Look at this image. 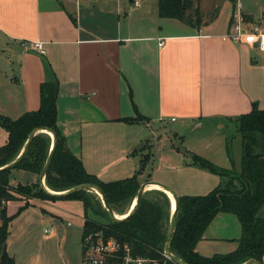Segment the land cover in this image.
Segmentation results:
<instances>
[{"label": "crops", "instance_id": "0c3cea01", "mask_svg": "<svg viewBox=\"0 0 264 264\" xmlns=\"http://www.w3.org/2000/svg\"><path fill=\"white\" fill-rule=\"evenodd\" d=\"M139 1L134 8L131 0H0V116L16 120L37 111L40 84L54 77L58 130L88 174L102 182L134 176L137 152L147 143L151 164L138 175L141 184L168 185L177 196L206 195L227 180L191 165L185 152L238 171L239 148L233 149L231 161L227 139L218 130L212 138L182 134L191 126L192 132L202 129L203 122L235 120L253 104L264 110V53L255 56V46L229 37L234 14L227 9L230 0H207V7L191 0L200 12L212 5L214 13L223 10L202 15L201 24L190 28L160 18L157 0ZM34 42L42 43L44 55L32 49ZM137 116L145 121H124ZM166 125L189 150L172 144L164 150ZM7 139L0 126V147ZM38 179L35 173L12 169L8 183L34 185ZM24 204L8 201L5 208L13 218L5 247L14 264V225L30 210L39 209L41 218L46 215L54 222L68 221V228L71 218L78 220L81 239V202L31 199L19 213ZM50 229L44 239L60 237L61 226ZM239 237L237 218L219 213L195 250L204 257L227 254Z\"/></svg>", "mask_w": 264, "mask_h": 264}, {"label": "trees", "instance_id": "16d2710c", "mask_svg": "<svg viewBox=\"0 0 264 264\" xmlns=\"http://www.w3.org/2000/svg\"><path fill=\"white\" fill-rule=\"evenodd\" d=\"M235 2V0H231ZM158 16L174 19L189 26L201 23L198 8H193L191 0H157ZM58 82L54 77L44 81L39 87L40 105L35 112L22 115L16 120L0 116V126L7 132V142L0 147V168L11 163L21 152L29 134L36 128H48L55 134L56 145L53 157L46 173L45 185L53 192H64L83 184H92L100 188L113 212L120 214L126 205L136 199L140 175L151 164V154L140 155L139 170L130 178L114 182H102L88 174L79 158L74 156L66 145L65 138L57 127L56 99ZM127 122L145 121L137 116L126 119ZM238 122L240 142L238 144L239 170L225 169L194 153H187L191 165L226 179L225 185L217 187L203 196H177L178 208L171 241V253L187 264H242L254 260L262 264L264 255V217L258 213L264 206V110L255 104L249 113L235 118ZM182 139V138H181ZM52 148V139L44 133L37 134L30 142L28 150L14 169L37 175L40 174ZM145 148H141L142 151ZM227 154L233 160V150L227 140ZM11 170L0 171V196L7 201L27 199L73 200L82 203L84 223L82 239L98 231L105 237L126 244L132 253L156 264H174L164 258V246L167 238L171 205L165 193L159 190H147L143 193L135 212L120 223L112 222L99 197L82 190L65 198H53L45 194L38 183L34 185L9 186L8 176ZM147 176L146 181H149ZM26 203V201H25ZM29 204L20 208L19 213ZM101 217L105 224L90 220L88 214ZM219 213L234 215L240 225V237L237 247L227 254L212 257L199 255L195 247L215 216ZM122 214V213H121ZM0 264H14L5 247L8 226L12 217L2 211L0 217Z\"/></svg>", "mask_w": 264, "mask_h": 264}, {"label": "rangeland", "instance_id": "374dc122", "mask_svg": "<svg viewBox=\"0 0 264 264\" xmlns=\"http://www.w3.org/2000/svg\"><path fill=\"white\" fill-rule=\"evenodd\" d=\"M201 3L205 7L209 5V3L207 4V0H201ZM228 8L229 10L233 9L234 12L231 18V25L234 22L240 20L242 22L241 26L244 27L247 31H253V27H257L259 30L264 31V0H235V2H232L230 0L227 6V9ZM221 9L223 10V8L221 7L218 8V10L214 13V7L212 5L209 10L200 12L201 21L202 15L204 17H211L212 15L217 14L218 11L220 12ZM170 20L172 24L175 21L178 22L174 19ZM170 26V29H172V25ZM184 26L186 28L191 27L186 24H184ZM253 52L255 56L256 54L262 53L257 49H254ZM202 125V129L195 130L194 132H192L193 126H191V128H189L187 132L182 135L186 136L191 133H194V135L200 133L202 135V133H204L205 135L211 137L212 135H214V133L217 132L216 130H218L219 133L224 135L228 140L229 145L232 146V150L237 149V146L240 142V134L238 133L237 121L223 120L221 123L209 121L203 122ZM165 127L167 129L166 132L169 135V139L164 140V144L166 146L164 147L165 151H168V148H170L171 144L174 145L175 148L180 149V151L182 152H185V150H189L190 145L181 140V137H173L171 126L166 125ZM144 146L145 148L142 151L139 152V150H141V148L143 147H141L137 152L139 157L143 154H151L150 146L147 143L144 144ZM234 146L235 148H233ZM205 153L207 154V152ZM220 157H223V155L220 154ZM154 158L156 160L155 156ZM153 162L154 164H152V167H155L156 161L153 160ZM170 188L172 189V187ZM90 192L93 193V198H95V196L99 197V195L94 191ZM28 200H31V198L27 200L21 198L20 200L15 201H26L25 204H28ZM128 209L129 205H126L123 212H120V214L115 213V215L117 217H122L127 213ZM258 215L260 217H264V206L260 210ZM40 216L41 213L39 209L30 210L28 211L27 218H19V220L14 225V243L12 253L15 255L17 264H81L82 248L80 239L81 229L79 228V221L71 218L70 222L72 223V227L68 228L66 226V223L68 221L58 223L56 221L54 222V220H50L49 216L44 215L43 218H41ZM88 217H90V220H93L97 223H106L105 219L95 216L91 213L88 214ZM51 226H53L55 230L58 229L59 226H61V229L59 231L60 237H54L46 240L43 238L44 230H49ZM62 236H64L63 240L60 239Z\"/></svg>", "mask_w": 264, "mask_h": 264}, {"label": "built area", "instance_id": "2783aa9c", "mask_svg": "<svg viewBox=\"0 0 264 264\" xmlns=\"http://www.w3.org/2000/svg\"><path fill=\"white\" fill-rule=\"evenodd\" d=\"M131 4L134 8H138L140 6V1L131 0ZM241 23L242 22L238 20L231 25L229 37L234 42H244L247 45L255 46V49L264 53V31L259 30L257 27H253V31H247L241 26ZM159 45L161 46L162 43ZM32 49L38 51L41 55L45 53L42 43L40 42L32 43ZM171 121H174V119ZM100 201L103 206L101 198ZM134 202L135 199L129 206L127 213L131 210ZM7 203L8 201L0 196L1 215L2 211H5ZM50 232L51 229L44 230L45 235H48ZM81 248V264H149L151 262L141 256L134 255L128 245L120 244L114 238L105 237L102 231L85 236L81 241ZM163 256L169 260L165 253ZM152 264L156 263L152 261Z\"/></svg>", "mask_w": 264, "mask_h": 264}, {"label": "water", "instance_id": "95a60500", "mask_svg": "<svg viewBox=\"0 0 264 264\" xmlns=\"http://www.w3.org/2000/svg\"><path fill=\"white\" fill-rule=\"evenodd\" d=\"M39 133H44L49 135L52 138V148L50 150L49 156L39 174V179H38V185L39 188L48 196L53 197V198H65L73 193L82 191V190H88V191H94L95 193H97L99 195V197L102 200L103 203V207L106 210L109 219L114 222V223H120L124 220H126L128 217H130L136 210L137 205L140 201V198L142 197L143 193L146 192L147 190H155V189H149V187L151 186H156L158 187L163 193L166 194V192H169L172 194L173 199H174V208L171 212V217H170V221H169V227H168V232H167V238H166V242H165V246H164V253L166 255V257L172 261L174 264H187L185 262H183L182 260L178 259L177 257H175L170 250V246H171V241L173 239L174 236V230H175V224H176V217H177V208H178V199H177V195L175 194V192L173 191V189H171L170 187H168L167 185L164 184H160L158 182H145L143 184L140 185L138 192H137V196L135 199V203L132 206L131 210L123 215L122 217H117L115 215V212H113V210L111 209V207L109 206V204L106 201L105 196L103 195V192L100 190V188H98L95 185L92 184H83V185H79L76 186L70 190L64 191V192H53L50 191L46 185H45V177H46V173L48 171V168L50 166L52 157H53V149L56 145V138H55V134L53 133V131H51L48 128H44V127H39L34 129L28 136L21 152L19 153V155L16 157L15 160H13L11 163L7 164L6 166H4L3 168H0V171H8V170H12L15 168V166L21 161V159L25 156L28 147L30 145V142L33 140V138L39 134ZM0 216H1V212H0ZM242 264H261L257 261L254 260H249L246 261Z\"/></svg>", "mask_w": 264, "mask_h": 264}, {"label": "bare ground", "instance_id": "6f19581e", "mask_svg": "<svg viewBox=\"0 0 264 264\" xmlns=\"http://www.w3.org/2000/svg\"><path fill=\"white\" fill-rule=\"evenodd\" d=\"M149 189L160 190V189H159L158 187H156V186H151V187H149ZM166 195H167V197L169 198L170 205H171V212H172V210H173V208H174V199H173V196H172V194L169 193V192H166ZM134 203H135V202H134Z\"/></svg>", "mask_w": 264, "mask_h": 264}]
</instances>
